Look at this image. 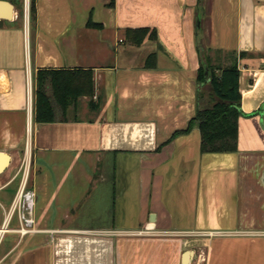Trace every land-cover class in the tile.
<instances>
[{"label":"crops","instance_id":"1","mask_svg":"<svg viewBox=\"0 0 264 264\" xmlns=\"http://www.w3.org/2000/svg\"><path fill=\"white\" fill-rule=\"evenodd\" d=\"M29 3L26 29L24 0H0V264H264V0H35L33 22ZM230 66L236 150L201 152L184 129ZM43 70H90L92 98L36 121Z\"/></svg>","mask_w":264,"mask_h":264},{"label":"trees","instance_id":"2","mask_svg":"<svg viewBox=\"0 0 264 264\" xmlns=\"http://www.w3.org/2000/svg\"><path fill=\"white\" fill-rule=\"evenodd\" d=\"M35 0L29 3V20L34 21ZM88 26L93 25L88 21ZM209 67L200 65L197 74L198 83L205 80V72ZM209 85L211 93L208 98L210 106L197 111L184 132L198 121L201 137V152H232L236 150L237 120L239 116L238 105L240 94L238 92V71L235 66L222 69L219 75L210 74ZM48 88L50 93L48 92ZM35 120L49 122L54 119L53 102L64 109L66 104L73 102L81 96L93 95L92 73L90 70L83 71H38L36 76V90L34 92ZM201 93L199 94V97ZM68 99V100H67ZM90 106L93 105L90 102ZM194 120V121H193Z\"/></svg>","mask_w":264,"mask_h":264},{"label":"built area","instance_id":"3","mask_svg":"<svg viewBox=\"0 0 264 264\" xmlns=\"http://www.w3.org/2000/svg\"><path fill=\"white\" fill-rule=\"evenodd\" d=\"M27 9L28 0H24V25L27 29ZM26 93L28 96V102H31V83L28 76L26 81ZM29 173V158H24L21 164V178L18 189L14 195L10 208L6 212L5 222L6 225L9 224L12 217L16 215L17 228L14 229L18 233L19 237L35 233L38 230L35 227V217H34V200L35 193L32 189L27 187V179ZM264 238V235H263Z\"/></svg>","mask_w":264,"mask_h":264},{"label":"rangeland","instance_id":"4","mask_svg":"<svg viewBox=\"0 0 264 264\" xmlns=\"http://www.w3.org/2000/svg\"><path fill=\"white\" fill-rule=\"evenodd\" d=\"M23 18H24V16H23ZM13 225H15V222H13L12 224H11V226H13ZM17 225H18V223H17ZM11 235V234H10ZM9 235V236H10ZM11 236H13V235H11ZM28 236H33V234H28V235H26V237H28ZM13 237H15V238H17L18 236L17 235H14Z\"/></svg>","mask_w":264,"mask_h":264},{"label":"water","instance_id":"5","mask_svg":"<svg viewBox=\"0 0 264 264\" xmlns=\"http://www.w3.org/2000/svg\"><path fill=\"white\" fill-rule=\"evenodd\" d=\"M8 7H10V5L9 4H6ZM8 17H9V15H7Z\"/></svg>","mask_w":264,"mask_h":264}]
</instances>
